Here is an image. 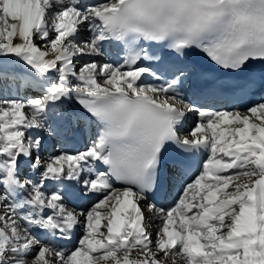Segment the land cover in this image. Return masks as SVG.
Listing matches in <instances>:
<instances>
[{
	"label": "snow or ice",
	"instance_id": "1",
	"mask_svg": "<svg viewBox=\"0 0 264 264\" xmlns=\"http://www.w3.org/2000/svg\"><path fill=\"white\" fill-rule=\"evenodd\" d=\"M0 264H264V0H0Z\"/></svg>",
	"mask_w": 264,
	"mask_h": 264
},
{
	"label": "bare ground",
	"instance_id": "2",
	"mask_svg": "<svg viewBox=\"0 0 264 264\" xmlns=\"http://www.w3.org/2000/svg\"><path fill=\"white\" fill-rule=\"evenodd\" d=\"M188 118H190L194 122L195 120H197L198 117L196 114H189ZM188 129H191V128H188V126L185 125V131H187ZM90 135H91V130L86 128L85 134L82 137L77 138V140L75 142H77V141L81 142V140L84 139V141L81 142L80 150H83L87 146L88 137ZM56 150L59 151V146H57Z\"/></svg>",
	"mask_w": 264,
	"mask_h": 264
},
{
	"label": "rangeland",
	"instance_id": "3",
	"mask_svg": "<svg viewBox=\"0 0 264 264\" xmlns=\"http://www.w3.org/2000/svg\"><path fill=\"white\" fill-rule=\"evenodd\" d=\"M197 121H198V119L193 122L190 118H188L187 122H186V126H188V128H192L195 126L194 124H196ZM57 146H59V145H57ZM153 223L155 224L156 222L154 221ZM150 231H153V233H154V231H155L154 227L151 228Z\"/></svg>",
	"mask_w": 264,
	"mask_h": 264
}]
</instances>
